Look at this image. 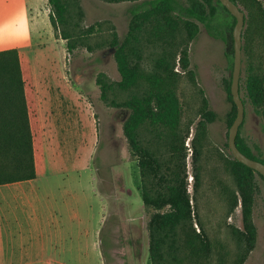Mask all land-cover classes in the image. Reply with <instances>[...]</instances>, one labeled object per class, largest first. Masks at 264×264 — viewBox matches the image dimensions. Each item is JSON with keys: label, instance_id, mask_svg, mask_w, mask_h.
Returning a JSON list of instances; mask_svg holds the SVG:
<instances>
[{"label": "trees", "instance_id": "1", "mask_svg": "<svg viewBox=\"0 0 264 264\" xmlns=\"http://www.w3.org/2000/svg\"><path fill=\"white\" fill-rule=\"evenodd\" d=\"M108 3H132L128 31L121 38L109 21L85 27V12L80 0H48L49 21L56 37L66 41L68 54L79 49L88 52L110 49L120 74V81L105 73L97 76L101 99L109 107L129 112L123 132L129 151L138 164L142 201L150 215L148 224L152 264H210L212 246L202 224L194 228V209L187 183L186 140L190 124L182 132L184 107L178 94L183 76L198 87L191 70L190 47L200 32V24L208 33L228 46L230 77L222 86L231 104L227 114L230 129L237 107L231 94L234 65L233 30L236 19L219 0H102ZM245 12L242 54L247 60V74L240 79V94L256 114L264 119V0H232ZM222 13L232 20L220 22ZM180 39V40H179ZM152 49V52H148ZM155 56V57H153ZM26 84L17 49L0 51V186L37 177L34 159V138L27 103ZM204 94L203 90H199ZM125 94L123 100H118ZM201 120L193 139L194 165L201 155L208 125L216 121L205 96L200 108ZM237 146L251 159L264 164V150L258 155L241 136ZM264 129V128H263ZM228 137V134H227ZM226 148L229 150L228 143ZM230 152V150H229ZM231 158L226 168L237 192L232 195L229 213L239 205L242 229H232L238 253L233 264H244L255 249L258 231L253 221L256 176L264 177ZM196 184L200 173L196 168ZM219 264H224L223 260Z\"/></svg>", "mask_w": 264, "mask_h": 264}, {"label": "rangeland", "instance_id": "2", "mask_svg": "<svg viewBox=\"0 0 264 264\" xmlns=\"http://www.w3.org/2000/svg\"><path fill=\"white\" fill-rule=\"evenodd\" d=\"M80 3L85 12V27L109 21L116 27L121 38L125 36L132 3H108L102 0H80ZM46 10L50 14L48 2ZM230 20L232 18L228 14L220 15V22ZM42 34L43 40L39 45L18 49L27 90L37 167L43 172L48 163H54L59 157H63L66 163L75 164L76 168H61L77 172L75 178L81 180L87 194L92 197L91 218L97 221L104 214V208L88 172L94 171L97 186L107 206L106 219L100 233L101 252L104 253L106 264H147L150 258V215L141 198L138 164L130 154L123 132L129 112L105 104L96 82L100 73H105L113 81H120L114 51L105 49L88 52L79 49L71 55L67 52L66 41L55 36L52 26L47 33L43 31ZM227 48L225 42L210 35L204 25L200 24V32L190 47V68L196 74L198 87L192 84L188 76H183L178 86L184 107L182 132H186L188 126L193 124L185 146L194 228L199 232L202 224L213 244L210 264H219L221 259L224 264L234 263L238 249L232 229H242L240 203L229 213L231 198L237 189L226 168V162L231 158L226 148L229 132L226 118L231 104L222 86L223 78L230 77ZM148 52H152V49ZM242 57L241 79L244 80L247 60L246 56ZM241 95L245 98L244 91ZM203 96L209 101L210 109L216 113L217 118L208 125L201 155L195 166L193 139L201 120ZM125 97V94H120L118 100ZM242 124L241 136L258 155L257 148L264 150V119L256 114L249 101L245 104ZM196 168L200 173L199 184L195 180ZM49 180L41 179L36 184L44 187ZM256 183L258 189L253 221L258 231L257 243L244 264H264V180L256 176ZM12 188V185L0 187V201L2 195ZM86 200L88 204V196ZM1 207L0 225L15 221L14 209L7 208L8 214L4 216ZM24 245L25 248H31L32 243L26 241ZM62 246L60 243L56 250H61ZM19 247L20 244L14 242H6L4 250L0 246V264H16L14 255L21 251Z\"/></svg>", "mask_w": 264, "mask_h": 264}, {"label": "crops", "instance_id": "3", "mask_svg": "<svg viewBox=\"0 0 264 264\" xmlns=\"http://www.w3.org/2000/svg\"><path fill=\"white\" fill-rule=\"evenodd\" d=\"M47 2L0 0V51L34 47L42 42V32L47 33L51 27ZM34 159L37 174L34 180L3 185L5 188L12 185L13 188L2 195V214L7 216V208H12L16 215L15 221L0 225L2 249L6 242L20 244L22 252L14 255L16 264H106L101 252L100 233L107 206L97 186L95 172L88 171L104 208V214L97 221L91 218L92 197L87 194L81 180L75 178L77 172L61 168H76L75 164L66 163L63 157H59L40 172L35 143ZM41 179H50L48 185L38 186L36 183ZM86 196L89 197L88 204ZM26 241L32 243L31 248H25ZM60 243L63 244L62 249L57 251ZM147 264H151L150 258Z\"/></svg>", "mask_w": 264, "mask_h": 264}, {"label": "water", "instance_id": "4", "mask_svg": "<svg viewBox=\"0 0 264 264\" xmlns=\"http://www.w3.org/2000/svg\"><path fill=\"white\" fill-rule=\"evenodd\" d=\"M221 4L230 12L236 19V25L233 30V49H234V65L232 71L231 94L233 102L237 107L236 118L228 132V147L233 157L244 164L248 168L254 170L264 177V164L246 156L240 151L236 140L239 134L240 127L245 118V105L240 94V79L242 75V34L245 28V12L240 9L232 0H219Z\"/></svg>", "mask_w": 264, "mask_h": 264}]
</instances>
